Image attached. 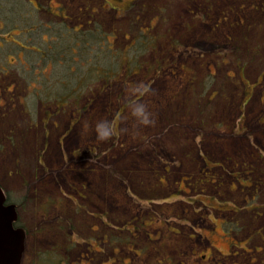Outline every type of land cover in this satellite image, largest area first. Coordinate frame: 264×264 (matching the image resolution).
Returning a JSON list of instances; mask_svg holds the SVG:
<instances>
[{"label": "rangeland", "instance_id": "rangeland-1", "mask_svg": "<svg viewBox=\"0 0 264 264\" xmlns=\"http://www.w3.org/2000/svg\"><path fill=\"white\" fill-rule=\"evenodd\" d=\"M0 188L21 264H264V0H0Z\"/></svg>", "mask_w": 264, "mask_h": 264}, {"label": "water", "instance_id": "water-1", "mask_svg": "<svg viewBox=\"0 0 264 264\" xmlns=\"http://www.w3.org/2000/svg\"><path fill=\"white\" fill-rule=\"evenodd\" d=\"M0 188V264H21L24 250V230L16 227L17 212L13 204H6Z\"/></svg>", "mask_w": 264, "mask_h": 264}, {"label": "clouds", "instance_id": "clouds-1", "mask_svg": "<svg viewBox=\"0 0 264 264\" xmlns=\"http://www.w3.org/2000/svg\"><path fill=\"white\" fill-rule=\"evenodd\" d=\"M129 94L142 96L149 90V86L144 82L133 83L128 86ZM128 107L130 109L131 116L135 118L138 125H150L154 123L155 114L150 109L149 104L141 99H134L129 102ZM92 128L95 132L97 139L108 140L117 133L116 122L109 118H99L94 122V125L89 122L83 124V130L85 133Z\"/></svg>", "mask_w": 264, "mask_h": 264}, {"label": "trees", "instance_id": "trees-1", "mask_svg": "<svg viewBox=\"0 0 264 264\" xmlns=\"http://www.w3.org/2000/svg\"><path fill=\"white\" fill-rule=\"evenodd\" d=\"M73 31H75V32H78V30H73ZM92 33V32H91ZM93 34V33H92ZM19 219H17V221H18ZM17 221H16V223L14 224L15 226H17Z\"/></svg>", "mask_w": 264, "mask_h": 264}]
</instances>
